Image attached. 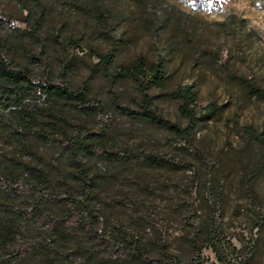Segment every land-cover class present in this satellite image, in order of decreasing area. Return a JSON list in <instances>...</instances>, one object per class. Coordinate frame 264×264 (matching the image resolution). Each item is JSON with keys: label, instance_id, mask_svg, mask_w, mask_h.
<instances>
[{"label": "rangeland", "instance_id": "obj_1", "mask_svg": "<svg viewBox=\"0 0 264 264\" xmlns=\"http://www.w3.org/2000/svg\"><path fill=\"white\" fill-rule=\"evenodd\" d=\"M83 1L80 9L70 0H0V53L38 78L57 81L63 58L70 61L68 80L74 88L88 87L92 108L78 111L69 104L68 130L104 137L100 147L106 152L89 154L85 161L101 181L104 203L115 204L123 222L147 226V237L167 246L181 264H264V152L255 143L264 134V102L227 77V71L236 72L264 88V0H143L160 9L178 8L192 16L197 29L195 50L178 40L169 53L167 86L148 91L154 112L182 127L188 120L174 94L178 86L192 84L199 107H222L189 137L123 110L138 109L142 91L134 76L119 74L120 67L140 54L154 59L166 53L172 27L158 36L144 29L146 14L133 12L137 0H109L118 13L107 26L115 38L102 42L90 31ZM37 2L47 12L40 27L42 8L38 15L30 12ZM70 37L85 50L69 46ZM119 38L115 66L106 72L90 46L109 49ZM205 51L207 61L201 57ZM42 146L43 160L65 168L61 143ZM138 155H157L162 162ZM207 227L218 251L206 242ZM153 255L161 257L156 248Z\"/></svg>", "mask_w": 264, "mask_h": 264}, {"label": "trees", "instance_id": "obj_2", "mask_svg": "<svg viewBox=\"0 0 264 264\" xmlns=\"http://www.w3.org/2000/svg\"><path fill=\"white\" fill-rule=\"evenodd\" d=\"M70 1L73 8H83L79 0ZM83 2L91 20L90 31L99 33L102 42L114 39L107 26L118 13L109 0ZM33 6L30 12L34 15L42 8V17L37 19L40 27L47 12L38 2ZM124 10L122 16L129 13V5ZM133 12L147 15L144 29L158 36L168 27L172 32L165 38L166 53L154 59L140 54L129 65L120 67L119 74L134 76L142 91L139 108L123 110L134 119L162 124L189 137L200 121L220 115L222 107L217 103L199 107L194 86L180 85L174 94L188 120L182 127L154 112L153 96L148 91L167 86L168 56L178 40L181 46L195 50L197 29L191 23L192 16L176 7L160 9L143 0H137ZM121 41L116 39L109 49L90 46V53L106 72L115 66ZM67 43L85 50L76 38L70 37ZM201 57L207 61L210 54L205 51ZM63 60L61 79L57 81L52 76L38 78L30 68L0 53V264H66L73 260L77 264H181L167 246L147 237V226L123 222L116 205L104 203L101 181L85 161L89 154L106 152L100 147L104 137L90 131L81 134L68 130L69 104L78 111L92 107L88 87H72L68 80L71 63ZM227 77L240 80L249 93L264 102V88L256 80L232 71H227ZM7 140H11V146ZM58 143L67 152L65 168L54 166L40 155L42 145L55 148ZM255 143L264 152V134ZM138 157L151 163L162 162L157 155ZM207 230L206 242L218 251L215 235L208 227ZM155 248L161 257H154Z\"/></svg>", "mask_w": 264, "mask_h": 264}]
</instances>
